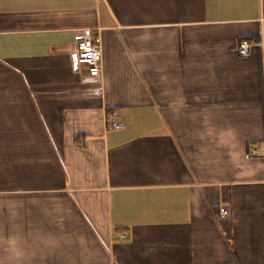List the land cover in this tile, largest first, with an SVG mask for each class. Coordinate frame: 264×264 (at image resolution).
<instances>
[{"label":"crops","instance_id":"0c3cea01","mask_svg":"<svg viewBox=\"0 0 264 264\" xmlns=\"http://www.w3.org/2000/svg\"><path fill=\"white\" fill-rule=\"evenodd\" d=\"M0 264H264V0H0Z\"/></svg>","mask_w":264,"mask_h":264},{"label":"built area","instance_id":"2783aa9c","mask_svg":"<svg viewBox=\"0 0 264 264\" xmlns=\"http://www.w3.org/2000/svg\"><path fill=\"white\" fill-rule=\"evenodd\" d=\"M250 41L248 39L241 40L238 52L241 55L249 54ZM101 60H102V47L101 37L98 33H95L91 28L83 29L80 39L77 43L75 62L81 68H84L86 74L83 79L99 80L101 72ZM112 117L116 116V112H112ZM117 125L122 126L123 122H119ZM249 156V155H247ZM229 215V209L226 206H221L218 212V218L223 219ZM124 237V236H123Z\"/></svg>","mask_w":264,"mask_h":264}]
</instances>
